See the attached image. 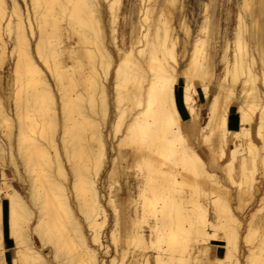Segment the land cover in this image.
Instances as JSON below:
<instances>
[{
	"label": "bare ground",
	"instance_id": "1",
	"mask_svg": "<svg viewBox=\"0 0 264 264\" xmlns=\"http://www.w3.org/2000/svg\"><path fill=\"white\" fill-rule=\"evenodd\" d=\"M21 1L24 8L20 0H0V68L12 60L13 84L9 94L0 85V130L12 177L28 194L13 186L1 166L0 241L5 213L15 250L10 259L0 250V264H49L41 250L58 264H134L125 257L131 260L136 251L143 264H216L204 257L209 252L204 243L211 239L223 240L215 260L241 264L239 212L258 191V161L264 169V0H236L231 38L224 27V67L217 78L210 0L201 2L195 33L185 18V0H136L127 48L116 42L121 0ZM177 72L186 118L175 95ZM109 78L111 91L105 84ZM199 92L207 112L197 127L190 122L199 116ZM110 105L114 118L106 134L102 123L108 122ZM230 116L236 118L232 130ZM200 143L207 147V161L196 148ZM125 146L142 180L135 198L126 199L127 222L121 230V209L111 187L116 163L127 160ZM5 149L0 143V160ZM237 154L242 159L235 179ZM224 158L226 180L236 184L232 193L208 168ZM260 173L264 177V170ZM107 207L113 215L106 231L113 254L102 240ZM253 212L245 224L251 236L264 227ZM121 241L132 248L118 247ZM258 256L247 247L244 264Z\"/></svg>",
	"mask_w": 264,
	"mask_h": 264
},
{
	"label": "rangeland",
	"instance_id": "2",
	"mask_svg": "<svg viewBox=\"0 0 264 264\" xmlns=\"http://www.w3.org/2000/svg\"><path fill=\"white\" fill-rule=\"evenodd\" d=\"M202 1H206V0H185V18L188 21V23L190 25V29L192 30L193 33L196 32L197 27H198L197 24L200 22V20H201V18L203 16V13L201 12V2ZM235 1L236 0H233V2H232V0H210L209 12H210V15H211V19L214 20V24H215V28H216V32H217L216 33V38H214V40L212 41V44H213V58L215 60V76H216L215 78H217L218 76L222 75V73H223V68L222 67H224V64L220 60V55L222 53V49H223V46H224L223 32H224V27L227 26V28H228L227 32H229L228 35H229V38H231V32H232L233 27H234L235 14H236V11H237L236 7H237V1L238 0L236 2ZM136 4H137L136 0H121L120 1L119 8H118L119 12L117 11V13L119 15H118V23H117V34H116L117 35L116 42H117V45L119 47L127 48L131 44L130 32H131L132 26H133V18H135V14L133 13V9H134L133 7L136 6ZM20 5H21V8H24L23 2L21 0H20ZM172 15L174 16L175 13L173 12ZM226 18H229V23H227V24H225V19ZM176 29L178 30L179 33H183V30H181V28L178 29V26H176ZM187 48H190L189 44L187 45ZM56 50H57V48H56ZM113 54L115 56L114 50H113ZM113 59L117 60L118 57L115 56ZM11 66H12V60L10 59V60H6L4 65L2 66V68H0V72H1L0 73V75H1L0 76V78H1L0 80H2V82L0 81L1 82L0 85L5 87V94L6 93L9 94L10 89H11L10 87H12V85H13L11 77L9 76L10 75ZM176 76L179 79V84L176 87L175 95H176V99H177V102H178V105H179V109L181 110V117L182 118H186V112H185L183 106L181 105V90H182V86H181V77H180L179 72H177ZM50 81L53 84V81H52L51 78H50ZM213 83H214V81H213ZM105 84L107 86V89L109 91H111V79L110 78L105 82ZM209 86H210V93H211L214 85L211 84ZM196 87L199 89V85L198 84H196ZM6 102H8V103L6 104ZM3 103L6 106V108L9 107L8 110H10V109H11L10 111L13 110V106L10 105L9 101H7V98H5L3 100ZM206 105H207V100L206 99L204 100V98H202V94L199 92V94L196 95V102H195V106L197 107V110L199 112V116L194 118L190 122L193 126H197L198 127L199 125H201L203 123V119H204V117L206 115V112H207V106ZM229 111H230V115H231L233 113V109L230 108ZM230 117H232V116H230ZM230 117H229V119H230ZM107 118H108L107 124L106 123H102L103 124V130H105L104 133H106V134H107V130H109V128H110L109 121L114 118L112 105H110V111H109V114H108ZM183 127L186 129L188 127V122L183 121ZM253 127H254V125H253ZM232 129L233 128H231V130ZM252 135H253L254 142L256 144H259V140L254 137V131H252ZM0 139H1L0 143H2V146L7 149V150L5 149L6 151L4 152L5 153L4 154V156H5L4 158L6 160L5 159H1L0 160V164H1L0 165V172H1V166H3L5 172L10 177V181L12 180L11 183L13 184V186L15 188H17L25 196L26 193L28 194V191H27V188H25V185H23L21 182H19V180H17L16 178L12 177L13 176V167L11 165H9V163L7 162L8 161V159H7V151H8L7 139L3 137V134L1 133V130H0ZM107 141L109 142V139H107ZM5 142H6V144H5ZM204 145H205V143H203V144L200 143V144H198V146L196 148H197L198 152L200 153V155L202 156V158L207 161V153H206V148L207 147H206V145L205 146ZM230 147H231V144L228 143L227 151H228V149ZM122 149L125 152H127V160L126 159H121V162L118 160V163H116V165L118 166V167L116 166L117 167L116 172L117 171L118 172L117 173L115 172L114 175H113L115 177L114 179H112V183H113L112 185L113 186L110 185V186H112L111 188L114 191V193H117L118 201L116 203L118 204L119 208L121 209V215L119 217V220H120V225L119 226H120L121 230H123L124 224L126 225V222H127L126 221V217H127L126 216L127 215V212H126L127 200L126 199H127L128 195H130L131 198H133L135 196V194H137V192H136L137 190H135V188H136L135 186L137 184H140V181L142 180L141 172L138 169V167H135L132 164H130V163H132V157H131V154H130V147L129 146H125ZM261 153H262V151L260 149L259 155H258V160H259V158L261 156L260 155ZM241 159H242V154H237L236 159L234 161V168L235 169H233L232 172H231L232 176L235 179L237 178V170H238L239 164L241 162ZM224 160H226V158H224L223 160H219L218 161V165L215 168L208 167L209 165H207V167L210 168V170H213L218 175V178H219V180H221V182H226V185H228L229 187H232V190L230 191L232 193L234 188H235V186H236V184L232 183L233 184L232 185V184H230V182H228V180H226V178H229V177L227 176L226 169H223V167H222V163L224 162ZM122 163L124 165L126 163V166L123 167ZM257 164H258V166H257L258 167V172H257L258 181L256 182V185L258 186V191L255 194V198L253 200H250L249 203L246 204V206L248 204H249V206L243 208L242 209L243 211L239 212L240 213V218L243 219L242 220L243 221V223H242L243 228L240 231V233L243 234V236L240 238V253H239V259H240L241 264H244L245 256L247 254V247H251V246H253L254 251H256V253L260 255V256L257 257V261H255V262H253L251 264H264V248H263L264 247V244H263L264 242L262 241V240H264L263 239V237H264V227H263V229H261L262 227L261 228L258 227L257 230L254 231V233H253L254 235H252V236H251V234L249 232H247L248 231L247 227H245L246 222H249V220H250V217H251L250 213H251V210H253V209H254L253 213H255V211L257 213V214H255L256 215L255 217H260V218L262 217V222L261 223L264 224V221H263L264 220V200H263L264 199V197H263L264 196V177L261 178V173H260L264 169H263V166L260 165L259 161H258ZM105 165L106 166H104V168L101 170V177H102L101 179L102 180L105 177V168L107 167V164H105ZM130 166H132V167H130ZM123 171H124V173H123ZM115 179H116V181H115ZM125 179L127 181L129 180V183L128 182L127 183L132 186V187L129 186L131 188L130 190L127 189V185L128 184L124 182ZM137 182H139V183H137ZM206 186L207 185H205V187ZM117 187L118 188L120 187L119 190L116 189ZM208 187H211V186L208 185ZM111 188H108V190L112 192V190H110ZM117 190H118V192H117ZM103 193H104L105 196L107 195V188L103 190ZM230 197L233 198L232 195H230ZM136 198H137V196H136ZM202 199L203 198L201 197L200 200H202ZM230 200L232 202H234V200H232V199H230ZM262 205H263V207H261ZM256 207L260 208L259 211H257ZM109 211H110V213H108V215H107L108 223H106L107 225L105 224V229H104V232L102 233V240L104 241V243H108L110 245L111 249H112V244L108 240V236L109 235H108V233H106V231L108 229V225L110 226V224L112 225V223H113V218H112L113 215L111 214V210L107 207V212H109ZM214 215L215 214H213V213L211 214V211L209 212V217L210 218L213 219ZM4 219H5V213H4V216L2 218V241H0V250H3L5 252L7 258H10L11 256H13L15 247L11 243V240H10V238L12 236H9L7 231L5 230ZM144 228H146V227H144ZM211 229L212 228H210L209 230H211ZM212 230H214V229H212ZM217 232L220 234L221 231L217 230ZM245 233H246V235H247V233L249 234L248 238L246 239L247 242L245 240ZM261 233H262V235H261ZM261 236H262V238H261ZM31 237H32V240H33L34 244L39 246L40 242H39L38 238L34 234H31ZM218 238H219V235H218ZM250 238H251V240L248 242V240ZM243 240H245V241H243ZM9 242L11 244V249L10 250H8ZM122 242L123 241H121L120 243L118 242V247H120V245L124 246V247H126V249H128V251L132 248V247H130V245H127L126 243H124V242L122 243ZM219 243H223V240L221 241V239H217V241H216V239H211V240H209V242L204 243V244L209 245L208 246L209 247L208 248L209 252L207 251L206 252L207 254L204 257L209 259L210 262H213V263H216V264H229L227 259L224 260V261L223 260H221V261L215 260L216 255H220L221 254L220 252H218V250L219 249H223V246L221 247V245H219ZM258 243L261 244L259 246V247L262 246L261 249H258L259 247H255V245H257ZM2 247H3V249H2ZM148 251H150V250H148ZM259 251L261 253H258ZM41 253L46 257V259L49 262V264H58L57 262L56 263L53 262V260L51 259V255L48 252L46 253L44 250H41ZM149 253H152V252H149ZM110 254H113V249L111 250ZM207 255H208L209 258L207 257ZM102 256L105 259H107V260L110 258V257L106 256L105 254L102 255ZM133 256H134V260H133ZM140 256H141V254H139V251L138 252L136 251V253H134V255L133 254L129 255V258L131 260H128L127 257H125V258L130 263L143 264L142 260H141V259H143V257L142 256L140 257ZM134 261H136V262H134Z\"/></svg>",
	"mask_w": 264,
	"mask_h": 264
},
{
	"label": "crops",
	"instance_id": "3",
	"mask_svg": "<svg viewBox=\"0 0 264 264\" xmlns=\"http://www.w3.org/2000/svg\"><path fill=\"white\" fill-rule=\"evenodd\" d=\"M233 117V116H232ZM230 117V119H229V126L231 127V128H235L236 127V118L235 117ZM233 120V121H232ZM235 122V123H234ZM185 131H187V128L185 129ZM239 168V167H238ZM8 250H10L11 249V244H10V242H9V244H8ZM12 257V256H11ZM10 257V258H11ZM10 258H8V259H10ZM9 264V263H8Z\"/></svg>",
	"mask_w": 264,
	"mask_h": 264
}]
</instances>
